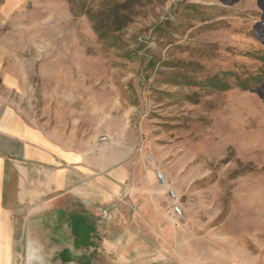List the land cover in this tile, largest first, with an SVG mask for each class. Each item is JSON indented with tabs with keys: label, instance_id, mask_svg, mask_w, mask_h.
<instances>
[{
	"label": "rangeland",
	"instance_id": "374dc122",
	"mask_svg": "<svg viewBox=\"0 0 264 264\" xmlns=\"http://www.w3.org/2000/svg\"><path fill=\"white\" fill-rule=\"evenodd\" d=\"M0 59L15 111L124 173L94 233L45 221L47 264H264V0H0Z\"/></svg>",
	"mask_w": 264,
	"mask_h": 264
},
{
	"label": "crops",
	"instance_id": "0c3cea01",
	"mask_svg": "<svg viewBox=\"0 0 264 264\" xmlns=\"http://www.w3.org/2000/svg\"><path fill=\"white\" fill-rule=\"evenodd\" d=\"M12 72L0 59V264H27L29 243H44L45 221L78 218L94 233L88 221H103L109 195L117 192L124 173L105 147L95 153L74 148L15 111L5 94L13 87ZM73 229L70 224L75 249L92 244L89 238L76 246L85 232Z\"/></svg>",
	"mask_w": 264,
	"mask_h": 264
},
{
	"label": "water",
	"instance_id": "95a60500",
	"mask_svg": "<svg viewBox=\"0 0 264 264\" xmlns=\"http://www.w3.org/2000/svg\"><path fill=\"white\" fill-rule=\"evenodd\" d=\"M30 249H35L36 250V254L32 256L30 254ZM27 264H47L45 262V259L39 253L38 248L34 245V243H29L28 253H27Z\"/></svg>",
	"mask_w": 264,
	"mask_h": 264
},
{
	"label": "built area",
	"instance_id": "2783aa9c",
	"mask_svg": "<svg viewBox=\"0 0 264 264\" xmlns=\"http://www.w3.org/2000/svg\"><path fill=\"white\" fill-rule=\"evenodd\" d=\"M159 179L162 180L163 179V175L159 173ZM171 194L173 195V192H171ZM174 211L178 214H180V207L177 204H174Z\"/></svg>",
	"mask_w": 264,
	"mask_h": 264
},
{
	"label": "bare ground",
	"instance_id": "6f19581e",
	"mask_svg": "<svg viewBox=\"0 0 264 264\" xmlns=\"http://www.w3.org/2000/svg\"><path fill=\"white\" fill-rule=\"evenodd\" d=\"M30 254L33 256L36 254V250L35 249H30Z\"/></svg>",
	"mask_w": 264,
	"mask_h": 264
},
{
	"label": "trees",
	"instance_id": "16d2710c",
	"mask_svg": "<svg viewBox=\"0 0 264 264\" xmlns=\"http://www.w3.org/2000/svg\"><path fill=\"white\" fill-rule=\"evenodd\" d=\"M64 259V261H67L68 259L65 257V258H63Z\"/></svg>",
	"mask_w": 264,
	"mask_h": 264
}]
</instances>
